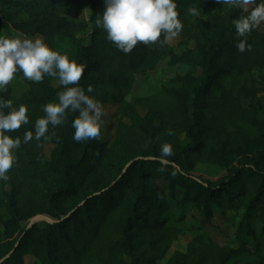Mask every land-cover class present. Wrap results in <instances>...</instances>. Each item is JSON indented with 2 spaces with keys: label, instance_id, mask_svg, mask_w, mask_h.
<instances>
[{
  "label": "trees",
  "instance_id": "16d2710c",
  "mask_svg": "<svg viewBox=\"0 0 264 264\" xmlns=\"http://www.w3.org/2000/svg\"><path fill=\"white\" fill-rule=\"evenodd\" d=\"M104 8V0H0V31L42 36L84 64L80 86L115 105L117 119L112 142H76L78 111H69L62 125L24 143L62 87L17 72L21 93L12 81L0 92L29 116L7 133L22 142L8 180H0V264H28L27 257L33 264H264V27L240 52L232 24L239 9L177 0L182 52L162 35L124 53L96 23ZM84 11L89 17L80 20ZM166 60L188 70L152 95L131 97L137 77ZM164 143L173 155L161 162ZM38 216L45 220L33 223ZM217 217L234 227L228 243L205 232ZM186 232V250L169 256Z\"/></svg>",
  "mask_w": 264,
  "mask_h": 264
},
{
  "label": "clouds",
  "instance_id": "9594fccd",
  "mask_svg": "<svg viewBox=\"0 0 264 264\" xmlns=\"http://www.w3.org/2000/svg\"><path fill=\"white\" fill-rule=\"evenodd\" d=\"M240 10L232 19L236 34L241 37L236 44L240 52L251 49L248 37L253 30L264 24V0H218ZM104 11L96 20L107 33V39L122 52L130 53L139 42L154 44L176 36L182 30L177 0H104ZM188 12L198 17L200 12L190 7ZM87 19V17H85ZM86 66L70 59L67 53L53 49L42 36L27 37L23 33L12 36L0 34V92H4L17 72L33 82H41L45 76L53 78L62 90L57 93L58 102L43 106L44 116L35 121L34 133L25 131L23 142L33 138L39 141L53 127L65 122L67 112L77 113L72 121L76 142L98 139L104 126V109L100 101L88 93L93 91L80 86ZM5 109L9 111L5 112ZM28 108L24 104L13 106L11 99L0 95V180H8V172L16 162V149L21 138L7 133L29 123ZM168 131V135H172ZM158 159L165 162L173 155V146H160ZM175 174V173H173Z\"/></svg>",
  "mask_w": 264,
  "mask_h": 264
},
{
  "label": "rangeland",
  "instance_id": "374dc122",
  "mask_svg": "<svg viewBox=\"0 0 264 264\" xmlns=\"http://www.w3.org/2000/svg\"><path fill=\"white\" fill-rule=\"evenodd\" d=\"M64 1V0H57ZM85 17H89V12L84 11L82 15L79 17L80 20H87ZM264 24H262V28ZM0 34H7L3 31H0ZM15 35V34H14ZM168 43L173 46L178 53L182 52L183 47L179 44L180 39L177 36L170 37L168 39ZM193 47V45H192ZM188 67L184 65H180L178 67H171L169 61H164L157 70L149 73L148 75L138 76L136 79V83L133 89V93L131 97H140V96H148L156 93L160 87L164 85H171V79L177 73H186ZM12 84L14 87L15 95H19L24 88V83L21 82L17 77H14L12 80ZM104 109V116L102 119L104 120V126L101 130V141L112 142L115 138V130L117 126V119L115 117L116 106L113 104H104L102 105ZM141 113H144V110L141 109ZM53 150V145L48 143L46 146V154L49 157L51 151ZM199 219H195L193 215H188L187 221L191 225H195L199 223L197 221ZM202 224V222L200 221ZM204 223V222H203ZM203 225V224H202ZM1 229V225H0ZM205 232H207L212 239L219 244L228 243L229 240L233 239L234 236V227L231 224L227 223L226 218L217 217L213 221V226L207 225L205 227ZM191 233L186 232L184 236L180 237V239L173 245V248L169 254L171 256L173 253L179 251L184 252L187 248L188 243L191 241ZM26 262L28 264H33L34 259L32 257H27Z\"/></svg>",
  "mask_w": 264,
  "mask_h": 264
},
{
  "label": "water",
  "instance_id": "95a60500",
  "mask_svg": "<svg viewBox=\"0 0 264 264\" xmlns=\"http://www.w3.org/2000/svg\"><path fill=\"white\" fill-rule=\"evenodd\" d=\"M43 220H45V217H43V216H38V217L33 221V223H34V222L43 221Z\"/></svg>",
  "mask_w": 264,
  "mask_h": 264
}]
</instances>
